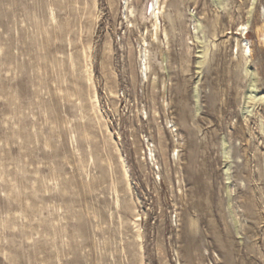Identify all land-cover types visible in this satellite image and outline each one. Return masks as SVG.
I'll return each mask as SVG.
<instances>
[{
	"label": "rangeland",
	"instance_id": "374dc122",
	"mask_svg": "<svg viewBox=\"0 0 264 264\" xmlns=\"http://www.w3.org/2000/svg\"><path fill=\"white\" fill-rule=\"evenodd\" d=\"M152 1L0 0V264H264V0H163L145 79Z\"/></svg>",
	"mask_w": 264,
	"mask_h": 264
},
{
	"label": "bare ground",
	"instance_id": "6f19581e",
	"mask_svg": "<svg viewBox=\"0 0 264 264\" xmlns=\"http://www.w3.org/2000/svg\"><path fill=\"white\" fill-rule=\"evenodd\" d=\"M126 9L128 11L127 13V18L126 19H129V18H134L135 15H136V9L130 5L128 6L127 3H126ZM165 7H164V2L163 0H153L152 1V5H151V13H150V17L148 18L144 13L143 11L140 12L139 14V17L142 21H145V20H149L150 23H151V30L149 31L147 28H146V32H140L141 33V44L139 45V49H140V55H141V62H142V73H143V77L145 79H149L148 78V72H150V69H151V65H150V60H151V55H152V51H150V46L153 44V43H159L160 46L162 45L163 47L166 46V45H169L168 42H169V34H168V31L166 29H162V25H161V17H163L164 15V10ZM149 9L147 8V11ZM135 19V18H134ZM130 23V22H129ZM136 26V25H135ZM150 35V38H151V42H148V39L147 37ZM162 35V36H161ZM160 37L163 39L160 40ZM152 47V46H151ZM239 51V50H238ZM241 51H242V55L243 57L247 58L250 56L251 54V49H250V45H249V42H245V46L241 47ZM160 63V62H159ZM162 64V63H161ZM91 65V64H90ZM161 67V66H160ZM88 71V74L89 76L87 78H89L90 80L89 81H92L91 80V70H87ZM251 74V73H250ZM156 78L154 77L153 80H155ZM156 81V80H155ZM91 83V82H90ZM164 83V82H163ZM95 90V89H94ZM256 91V90H255ZM95 97H92L94 98V101H91L93 102V106H94V109H96L97 107L99 108V100H98V97L97 95L94 93ZM248 99V102L249 104H253L254 102H264V98H259L257 99L255 96H254V88L251 89V91L249 92V97H247ZM198 104V103H197ZM255 104H253L252 106H254ZM99 110V109H97ZM170 123V122H169ZM173 127V125H172ZM175 127V126H174ZM174 130V129H173ZM176 132V131H175ZM152 155H153V151L150 150ZM155 156V155H154ZM177 157L178 154L176 155ZM136 225V224H135ZM138 227V226H136ZM139 228V227H138ZM137 228V229H138ZM136 237L137 239H141V232H140V229L137 230V233H136Z\"/></svg>",
	"mask_w": 264,
	"mask_h": 264
}]
</instances>
